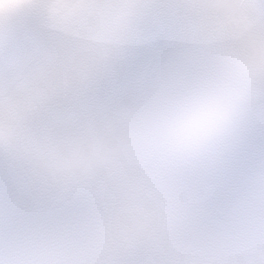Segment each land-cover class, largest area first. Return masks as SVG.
<instances>
[{
    "label": "snow or ice",
    "instance_id": "6c2138e0",
    "mask_svg": "<svg viewBox=\"0 0 264 264\" xmlns=\"http://www.w3.org/2000/svg\"><path fill=\"white\" fill-rule=\"evenodd\" d=\"M0 264H264V0H0Z\"/></svg>",
    "mask_w": 264,
    "mask_h": 264
}]
</instances>
